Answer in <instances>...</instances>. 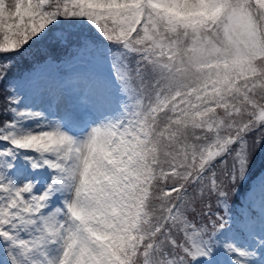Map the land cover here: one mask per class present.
I'll use <instances>...</instances> for the list:
<instances>
[{
	"label": "snow or ice",
	"instance_id": "obj_1",
	"mask_svg": "<svg viewBox=\"0 0 264 264\" xmlns=\"http://www.w3.org/2000/svg\"><path fill=\"white\" fill-rule=\"evenodd\" d=\"M261 152L264 0H0V264H264Z\"/></svg>",
	"mask_w": 264,
	"mask_h": 264
},
{
	"label": "trees",
	"instance_id": "obj_2",
	"mask_svg": "<svg viewBox=\"0 0 264 264\" xmlns=\"http://www.w3.org/2000/svg\"><path fill=\"white\" fill-rule=\"evenodd\" d=\"M33 53L37 51L36 48L31 50ZM32 60V56L29 55L27 60L17 58L15 62V67L12 69V73L10 75L19 76L21 74H27L30 70L29 61ZM264 170V152L257 154L255 160L252 165V174L256 175L257 172ZM242 198V197H240Z\"/></svg>",
	"mask_w": 264,
	"mask_h": 264
},
{
	"label": "rangeland",
	"instance_id": "obj_3",
	"mask_svg": "<svg viewBox=\"0 0 264 264\" xmlns=\"http://www.w3.org/2000/svg\"><path fill=\"white\" fill-rule=\"evenodd\" d=\"M261 173H264V170L257 172L256 175H259ZM256 175H254V176H256ZM2 258H3V254L0 253V259H2Z\"/></svg>",
	"mask_w": 264,
	"mask_h": 264
}]
</instances>
